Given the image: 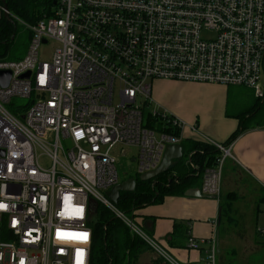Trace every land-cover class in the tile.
Here are the masks:
<instances>
[{"label":"built area","instance_id":"2783aa9c","mask_svg":"<svg viewBox=\"0 0 264 264\" xmlns=\"http://www.w3.org/2000/svg\"><path fill=\"white\" fill-rule=\"evenodd\" d=\"M4 12L0 2V22ZM9 15L30 43L22 58H0L11 72L7 86L0 81V263L91 264L100 203L163 262L217 264L215 240L190 236L189 249L208 243L207 258L180 261L106 192L121 182L120 155L140 176L183 138L184 122L155 105L154 80L240 85L264 97V0H54L34 23ZM150 114L161 129L148 126ZM207 141L220 153L201 190L219 197L234 141Z\"/></svg>","mask_w":264,"mask_h":264},{"label":"crops","instance_id":"0c3cea01","mask_svg":"<svg viewBox=\"0 0 264 264\" xmlns=\"http://www.w3.org/2000/svg\"><path fill=\"white\" fill-rule=\"evenodd\" d=\"M234 86L240 85L169 79L153 81L152 96L157 108L167 110L184 122L180 144L184 152L181 159L186 167L195 142L208 143V137L225 143L241 124L247 127L233 142L235 159L229 158L226 161L219 197L203 194V174L197 171L181 186L183 192L165 194L161 203L147 204L132 214L158 243L180 261L207 258L208 243H203L200 251L189 249L187 242L190 236L200 241L215 240L218 255L233 254L243 261L258 249L264 248V233H260L264 227L257 225L251 229L250 234L245 230L235 233L227 230L225 234L221 232L223 217L229 223L235 217L236 225L238 222L245 225L251 222L247 219H251V216L257 221L260 216H264V189L261 186L264 179V124L261 121L264 117L260 114H247L243 119V114L249 113L253 106L239 112L230 110L229 102ZM254 92L253 97L257 101ZM180 167L174 168L172 172L183 174L192 171L191 167L185 172ZM187 192L197 195H186ZM200 192L202 195H198ZM224 202L225 209L221 207ZM138 253V264L163 262L148 245Z\"/></svg>","mask_w":264,"mask_h":264},{"label":"trees","instance_id":"16d2710c","mask_svg":"<svg viewBox=\"0 0 264 264\" xmlns=\"http://www.w3.org/2000/svg\"><path fill=\"white\" fill-rule=\"evenodd\" d=\"M3 1L7 3L11 13L30 23L36 22L45 13H50L54 2V0H0L1 3H3ZM17 24V22L13 23L10 19L2 17L0 22V58H6L9 45L16 35ZM263 105L264 97L257 98L256 104L249 113L245 112V114H243V119H245L247 114H252V116L260 114L259 110L263 108ZM147 124L151 128L156 127L158 129H161L162 125L159 118L151 114L148 116ZM261 124H264V119H262ZM246 129L247 127L241 124L225 143L236 140ZM167 132L170 134H180V131L174 128L167 129ZM193 147V150H190L192 156L190 155L189 159L199 165L198 169L190 165V160H188V167H186L185 163H183L184 160L181 159L176 165L170 167L168 171L153 179L142 180L140 176H137L135 190L129 192L122 191L116 203L117 206L128 214H133L134 211L147 204L161 203L165 194L183 192L181 186L185 184L193 174H197V171L203 174V170L206 166L214 165L220 153V151L210 143L195 142ZM176 167H180L181 171L184 170V172L187 168L191 167L192 171L177 174L172 172ZM221 207L225 209L226 202H224ZM96 214L98 220L93 223L94 240L91 252V264H118L120 261V263L126 261L128 255L129 259L127 264H138V252L145 248L144 243L140 239L133 238L126 225L118 218L114 217V215L100 203L97 204ZM115 220L121 222L126 228L125 235L120 239H118L116 235L113 236V231L116 227Z\"/></svg>","mask_w":264,"mask_h":264},{"label":"rangeland","instance_id":"374dc122","mask_svg":"<svg viewBox=\"0 0 264 264\" xmlns=\"http://www.w3.org/2000/svg\"><path fill=\"white\" fill-rule=\"evenodd\" d=\"M17 23L18 24H17L16 35L13 41L9 45V49L6 52L7 54L5 53L7 55L6 58L10 60H17V59L22 58L27 52V49L30 43L29 29L25 25H22L21 22H17ZM55 46H56V42L50 41L48 44L42 47L43 59H47L50 51ZM261 82L264 85V60H263V65H262ZM234 87L240 93H237L235 89H233L234 91L231 92L229 107L232 112H239L240 110H243L246 107H251V106H254V104H256V101L253 97L254 89L248 88L246 86H234ZM117 99H119V96H117ZM14 101L17 104H23L28 101V98L15 97ZM259 111H260V116L264 117V105H263V108H261V110ZM132 149H135V148H132ZM42 163L45 165H49L48 159H46L45 157H42ZM117 166H118V170L120 174V180H124L130 177H135L137 175L136 174V163L128 161V156L120 155ZM250 218L251 219L247 218L248 220H251L250 223H245V225H242L241 223L238 222V224L236 225L237 219L235 217L232 221H230V223L226 221V219L223 217V222L221 224L222 234H225L227 230L228 231L233 230L234 231L233 233L237 232L238 230L241 232L245 230L246 232H248V234H250L251 229L253 227L255 228V226L257 225L260 227H264V216H260L259 221L254 219L253 216H251ZM97 220H98V216L97 214H94L93 222H96ZM232 222L234 224H231ZM115 224H116V227L114 228L113 236L116 235V237L120 239L122 238V236L125 235L126 228L118 220H115ZM220 257H222V259H220ZM128 259H129V255L127 256L126 261H122V263H120L121 262L120 261L118 262V264H127ZM217 264H264V248L258 249L256 253L248 256L245 261H243L237 255H233V254H230V255L223 254L222 256L218 255Z\"/></svg>","mask_w":264,"mask_h":264},{"label":"water","instance_id":"95a60500","mask_svg":"<svg viewBox=\"0 0 264 264\" xmlns=\"http://www.w3.org/2000/svg\"><path fill=\"white\" fill-rule=\"evenodd\" d=\"M4 5V16L8 19H10L13 23H16L14 19H12L9 15V7L5 1H3ZM30 72L24 74V77H29ZM11 78V72L10 71H0V81H2V84L4 86H7L9 83V80ZM184 156L183 152V146L180 143L177 144H168L165 148L163 158L161 160V163L159 166L147 173H144L140 176L142 180H149L157 177L158 175L165 173L166 171L169 170L170 167L175 165L178 160H180ZM136 178L135 177H130L128 179H125L112 187V189L108 190L106 192L107 196L111 198L112 201L118 202L121 192L122 191H133L136 188ZM193 192V191H192ZM192 192H187L186 195H197V193H192ZM198 195H202V193H198ZM157 264H168L166 262H161Z\"/></svg>","mask_w":264,"mask_h":264},{"label":"snow or ice","instance_id":"6c2138e0","mask_svg":"<svg viewBox=\"0 0 264 264\" xmlns=\"http://www.w3.org/2000/svg\"><path fill=\"white\" fill-rule=\"evenodd\" d=\"M82 238L86 239L87 238V234H83Z\"/></svg>","mask_w":264,"mask_h":264},{"label":"bare ground","instance_id":"6f19581e","mask_svg":"<svg viewBox=\"0 0 264 264\" xmlns=\"http://www.w3.org/2000/svg\"><path fill=\"white\" fill-rule=\"evenodd\" d=\"M212 145V144H211ZM126 177V176H125ZM204 194V193H203Z\"/></svg>","mask_w":264,"mask_h":264}]
</instances>
